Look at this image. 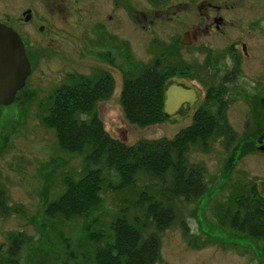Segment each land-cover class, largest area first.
I'll return each instance as SVG.
<instances>
[{
	"label": "rangeland",
	"instance_id": "1",
	"mask_svg": "<svg viewBox=\"0 0 264 264\" xmlns=\"http://www.w3.org/2000/svg\"><path fill=\"white\" fill-rule=\"evenodd\" d=\"M217 1L0 0V22L24 37L32 68L14 103L0 106V189L16 211L0 217V264H95L91 234L109 232L117 214L141 198L144 184L156 188L147 177L125 190L105 185L102 205L87 217H46V209L64 195L66 180L81 177L86 154L64 150L43 120L59 88L88 80L114 86L93 113L112 138L129 146L174 139L206 107L209 90L224 88V115L234 140L213 136L207 145L197 141L187 150L188 165L203 172L208 192L197 201L175 199L170 227L158 232L148 224L142 236L159 241L156 264H264L263 240L223 224L226 211L236 210L231 200L264 197V152L258 150L264 139V0ZM204 14H223L228 22L221 32L196 35L198 25H207ZM186 32L195 35L186 39L191 46L181 43ZM157 61L163 72L175 71L168 81L195 88L200 99L189 111L163 113L165 121L142 128L125 118L123 78ZM107 178L120 182L114 173ZM14 238L24 241L16 257L8 253Z\"/></svg>",
	"mask_w": 264,
	"mask_h": 264
},
{
	"label": "trees",
	"instance_id": "2",
	"mask_svg": "<svg viewBox=\"0 0 264 264\" xmlns=\"http://www.w3.org/2000/svg\"><path fill=\"white\" fill-rule=\"evenodd\" d=\"M133 70L125 72L123 78L121 101L126 120L142 128L162 123L166 119L163 114L165 85L175 71L171 75L163 72L158 61L143 72ZM215 89L209 90L206 107L197 110L193 125L180 131L174 139L145 140L129 146L112 138L98 114L93 113L97 101L111 97L113 85L88 80L59 88L54 107L43 122L56 131L64 150L86 154V157L81 177L67 179L64 195L46 209L49 220L87 217L102 205L105 185L112 190H125L136 187L146 177L157 182L156 188L143 185L141 198L117 214L109 232L91 234L95 264H156L159 241L155 236L144 238L142 231L148 224L158 232L165 231L175 218L170 205L175 199L197 201L208 192L203 172L189 167L187 150L197 141L207 145L213 136H223L229 144L234 140L224 115L225 90L221 86ZM103 168L109 171L107 177L110 174L113 177V173L119 176V184L108 179ZM231 201L230 207L236 206V210L226 211L223 224L254 240L264 241V197L254 193ZM15 213L0 189V217ZM23 243L12 239L8 253L16 257ZM16 263L10 261V264Z\"/></svg>",
	"mask_w": 264,
	"mask_h": 264
},
{
	"label": "water",
	"instance_id": "3",
	"mask_svg": "<svg viewBox=\"0 0 264 264\" xmlns=\"http://www.w3.org/2000/svg\"><path fill=\"white\" fill-rule=\"evenodd\" d=\"M27 19L31 17L28 11ZM188 33L182 42L188 44ZM32 71L26 55L25 45L20 35L12 28L0 23V106H10L16 100L17 93L26 86ZM164 113L170 117L179 110L184 102L193 106L198 102L199 95L195 88L182 85L165 86ZM258 150L264 152V139ZM264 189V183H262Z\"/></svg>",
	"mask_w": 264,
	"mask_h": 264
},
{
	"label": "flooded vegetation",
	"instance_id": "4",
	"mask_svg": "<svg viewBox=\"0 0 264 264\" xmlns=\"http://www.w3.org/2000/svg\"><path fill=\"white\" fill-rule=\"evenodd\" d=\"M194 1V3H198V2H200V5H214L213 3L214 2H218L217 0H193ZM204 16L206 17L205 18V20L207 21V25L205 26V27H203V24L201 25H198V27L196 28V32L195 31H193V33H196V35H197V33H201V32H206V33H208V34H213V33H215V32H221L222 31V29H223V27H224V25L228 22V20L226 19V16L225 15H223V14H216V15H211V14H207V15H205L204 14ZM0 23H3V24H5V25H7V26H9V27H12L11 25H9L8 23H5V22H0ZM19 35H20V37H21V39L23 40V42H24V45H25V39H24V37L18 32V30H16L14 27H12ZM186 33H188L187 35H188V38H190L192 35H194L193 33H191V32H186ZM186 33H184V36H183V38L182 39H184V37H185V34ZM195 36V35H194ZM182 39H181V43L183 44V45H186V46H191L192 45V41H187L188 42V44H184L183 42H182ZM25 50H26V55H27V57H28V60H30V55L28 54V51H27V48H26V46H25ZM31 63V62H30ZM30 76H31V74H30ZM30 76L28 77V79H27V81H26V86H27V82H28V80H29V78H30ZM176 80H172V81H168L167 82V85L168 86H170V85H173V84H176V85H182V86H185V87H187L185 84H183V82H180V81H176ZM25 88V87H24ZM23 88V89H24ZM187 88H191V87H187ZM23 89L22 90H20L18 93H17V95L16 96H18L19 95V93H21L22 91H23ZM199 99H200V97H199ZM198 99V100H199ZM191 108V104L190 103H188V102H184L182 105H181V107L179 108V110H177V112H175V114H178V113H185L186 111H189V109ZM264 137V136H263Z\"/></svg>",
	"mask_w": 264,
	"mask_h": 264
}]
</instances>
